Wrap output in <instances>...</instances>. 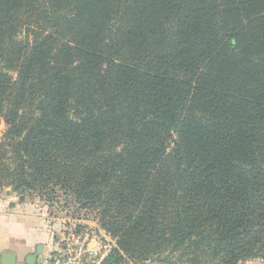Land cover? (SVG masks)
<instances>
[{
  "label": "trees",
  "instance_id": "trees-1",
  "mask_svg": "<svg viewBox=\"0 0 264 264\" xmlns=\"http://www.w3.org/2000/svg\"><path fill=\"white\" fill-rule=\"evenodd\" d=\"M0 123V189L96 211L104 264L264 257V0H0Z\"/></svg>",
  "mask_w": 264,
  "mask_h": 264
},
{
  "label": "crops",
  "instance_id": "crops-1",
  "mask_svg": "<svg viewBox=\"0 0 264 264\" xmlns=\"http://www.w3.org/2000/svg\"><path fill=\"white\" fill-rule=\"evenodd\" d=\"M62 229L60 223L49 220L37 206L20 196L18 200L11 196L0 197V264L3 252L15 255L14 264H45L60 248ZM30 256L33 258L28 262ZM245 264H264V257Z\"/></svg>",
  "mask_w": 264,
  "mask_h": 264
},
{
  "label": "rangeland",
  "instance_id": "rangeland-1",
  "mask_svg": "<svg viewBox=\"0 0 264 264\" xmlns=\"http://www.w3.org/2000/svg\"><path fill=\"white\" fill-rule=\"evenodd\" d=\"M21 36H23V34ZM3 130L4 124L0 123V137ZM2 196H11L15 200H18L20 196L23 200L25 199L31 202L32 205L37 206V209L44 212L49 220L54 223H60L64 229L82 225L83 227L85 226L94 229L97 233L98 231L107 233L100 227V224H98V215L96 211L83 207L81 202L73 195L65 194L61 190L56 189L54 193L40 195L37 192L33 193L27 191L18 193L10 189V187H3L0 189V197ZM110 241L112 249H114L116 247L115 239L112 238ZM119 255H121L119 264H143L147 262L162 264L151 260L136 261L123 252H120ZM245 262L247 261L241 262L240 264H245Z\"/></svg>",
  "mask_w": 264,
  "mask_h": 264
},
{
  "label": "built area",
  "instance_id": "built-area-1",
  "mask_svg": "<svg viewBox=\"0 0 264 264\" xmlns=\"http://www.w3.org/2000/svg\"><path fill=\"white\" fill-rule=\"evenodd\" d=\"M61 235L60 248L45 260V264H104L112 250L111 236L101 231L97 233L90 227L65 228Z\"/></svg>",
  "mask_w": 264,
  "mask_h": 264
},
{
  "label": "water",
  "instance_id": "water-1",
  "mask_svg": "<svg viewBox=\"0 0 264 264\" xmlns=\"http://www.w3.org/2000/svg\"><path fill=\"white\" fill-rule=\"evenodd\" d=\"M1 257H2L1 258L2 264H14L15 263V255L13 253L3 252ZM32 258H33V256H30L28 262H30V259H32Z\"/></svg>",
  "mask_w": 264,
  "mask_h": 264
}]
</instances>
